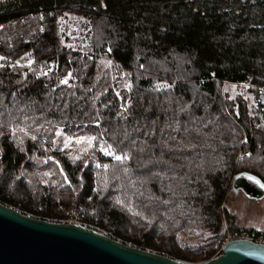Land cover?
I'll use <instances>...</instances> for the list:
<instances>
[{
    "label": "trees",
    "instance_id": "obj_1",
    "mask_svg": "<svg viewBox=\"0 0 264 264\" xmlns=\"http://www.w3.org/2000/svg\"><path fill=\"white\" fill-rule=\"evenodd\" d=\"M63 14L86 19L85 46L62 38ZM55 56L67 86L36 77ZM0 59L1 203L49 222L76 209L187 263L220 249L224 217L239 229L224 207L233 176L264 183V0H7ZM109 61L131 84L125 111ZM249 78L253 115L222 92ZM63 136L91 144L61 150Z\"/></svg>",
    "mask_w": 264,
    "mask_h": 264
},
{
    "label": "water",
    "instance_id": "obj_2",
    "mask_svg": "<svg viewBox=\"0 0 264 264\" xmlns=\"http://www.w3.org/2000/svg\"><path fill=\"white\" fill-rule=\"evenodd\" d=\"M264 109V102H263ZM264 197V183L240 172L229 191ZM0 264H192L125 244L97 230L29 216L0 202ZM195 264H264V245L228 242L217 258Z\"/></svg>",
    "mask_w": 264,
    "mask_h": 264
},
{
    "label": "rangeland",
    "instance_id": "obj_3",
    "mask_svg": "<svg viewBox=\"0 0 264 264\" xmlns=\"http://www.w3.org/2000/svg\"><path fill=\"white\" fill-rule=\"evenodd\" d=\"M5 1L7 0H0V3H3ZM58 22L59 31L62 35V38H68L69 43L72 47L86 45V32L83 28V25L86 24L85 18L70 14H63L58 18ZM18 64L27 65L29 64V62L26 60H20ZM249 88L254 87H237L234 85H227L225 87H222V92L223 94H226L228 96V99L230 100H234L238 94L243 93L247 100V107L250 110V115H253L251 112H254V110H257L259 108V103L256 100L254 94L244 93V91L248 90ZM87 142H89V145L91 144V141L87 139H69L63 136L60 149H71L73 147V144L76 145L83 143L84 145H86ZM101 153L107 156L112 155V153H110L109 151L102 149ZM224 207L226 213L228 215H231L230 217L232 219H236V223H238L239 225L253 227L255 228L253 230L264 232V197L256 200L245 196L241 190L237 189L234 192H228Z\"/></svg>",
    "mask_w": 264,
    "mask_h": 264
},
{
    "label": "built area",
    "instance_id": "obj_4",
    "mask_svg": "<svg viewBox=\"0 0 264 264\" xmlns=\"http://www.w3.org/2000/svg\"><path fill=\"white\" fill-rule=\"evenodd\" d=\"M83 53V51H81ZM58 57L55 56L53 59H43L38 62L37 67H36V77L42 78L43 80L49 79L52 75H54V80L57 84V86H67V84L61 83V81L65 80L66 78L69 80L71 79V76H66L63 78H60L58 76ZM112 61H109V68H110V82L112 86V92L114 96L116 97L118 101V108L120 111H125L128 107L129 103V98L131 94V84L130 83H125L122 87H119L116 81L117 77V72L114 70L112 67ZM76 80V78H73ZM251 78L248 79V82L245 84H240V83H224V87L227 85H234L237 87H254L251 85ZM121 91H125L126 97L123 99V96L121 95ZM259 91H262V89H259ZM61 223H67V224H75L78 226H83L86 228H91L95 229L93 227L87 226L83 224L82 219H81V214L78 210H74L71 213L68 214V219L61 221ZM221 237H222V244L220 249L210 258L204 259L201 262H196V263H203L206 262L210 259L217 258L222 254V249L223 247L231 241L234 240H242V241H250L256 244L264 245V234L259 233L256 230L252 229H247V228H239V229H234L231 228L225 217L223 218V228L221 232ZM195 264V263H192Z\"/></svg>",
    "mask_w": 264,
    "mask_h": 264
},
{
    "label": "crops",
    "instance_id": "obj_5",
    "mask_svg": "<svg viewBox=\"0 0 264 264\" xmlns=\"http://www.w3.org/2000/svg\"><path fill=\"white\" fill-rule=\"evenodd\" d=\"M231 216V215H229ZM233 226L236 227V228H247V229H255L253 227H247V226H242V225H239L238 223H236V219H233ZM259 231V230H258Z\"/></svg>",
    "mask_w": 264,
    "mask_h": 264
},
{
    "label": "snow or ice",
    "instance_id": "obj_6",
    "mask_svg": "<svg viewBox=\"0 0 264 264\" xmlns=\"http://www.w3.org/2000/svg\"><path fill=\"white\" fill-rule=\"evenodd\" d=\"M71 74H69L70 76ZM61 83L67 84L68 83V79L66 78L65 80L61 81ZM126 158V157H125ZM116 159H121V157L117 156Z\"/></svg>",
    "mask_w": 264,
    "mask_h": 264
}]
</instances>
